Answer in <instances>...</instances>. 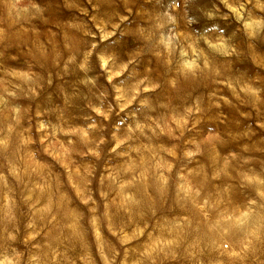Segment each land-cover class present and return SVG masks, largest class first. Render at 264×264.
<instances>
[{
	"label": "clouds",
	"instance_id": "1",
	"mask_svg": "<svg viewBox=\"0 0 264 264\" xmlns=\"http://www.w3.org/2000/svg\"><path fill=\"white\" fill-rule=\"evenodd\" d=\"M150 6L0 0V264H264V0Z\"/></svg>",
	"mask_w": 264,
	"mask_h": 264
},
{
	"label": "rangeland",
	"instance_id": "2",
	"mask_svg": "<svg viewBox=\"0 0 264 264\" xmlns=\"http://www.w3.org/2000/svg\"><path fill=\"white\" fill-rule=\"evenodd\" d=\"M153 3H154V7L150 6V7H152L153 14H156L157 12H159V14L162 16L163 15L164 6L169 4L170 0H161L160 3H156V0H153ZM187 3H188L189 9L191 11L195 12L196 0H187Z\"/></svg>",
	"mask_w": 264,
	"mask_h": 264
}]
</instances>
